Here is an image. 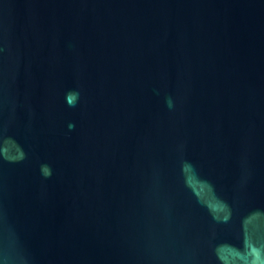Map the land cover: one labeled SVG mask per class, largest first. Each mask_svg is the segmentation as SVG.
<instances>
[{
    "label": "water",
    "instance_id": "obj_1",
    "mask_svg": "<svg viewBox=\"0 0 264 264\" xmlns=\"http://www.w3.org/2000/svg\"><path fill=\"white\" fill-rule=\"evenodd\" d=\"M0 264H264V0H0Z\"/></svg>",
    "mask_w": 264,
    "mask_h": 264
}]
</instances>
